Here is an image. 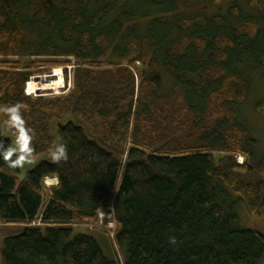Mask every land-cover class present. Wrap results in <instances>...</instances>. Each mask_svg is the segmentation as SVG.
<instances>
[{
  "label": "trees",
  "instance_id": "trees-1",
  "mask_svg": "<svg viewBox=\"0 0 264 264\" xmlns=\"http://www.w3.org/2000/svg\"><path fill=\"white\" fill-rule=\"evenodd\" d=\"M198 1L222 0H0V123L37 160L23 173L0 131V264H260L264 234L237 208H264V150L238 116L264 78V0L185 12ZM72 61L67 94H25ZM110 207L119 257L73 235Z\"/></svg>",
  "mask_w": 264,
  "mask_h": 264
},
{
  "label": "rangeland",
  "instance_id": "rangeland-1",
  "mask_svg": "<svg viewBox=\"0 0 264 264\" xmlns=\"http://www.w3.org/2000/svg\"><path fill=\"white\" fill-rule=\"evenodd\" d=\"M233 0H222L220 3H201L200 1L192 4L190 8L186 9V13H202V14H214L216 12H224L228 6V4L232 3ZM238 4L241 5L242 9L245 12H249L248 5L246 3V0H236ZM114 15V14H113ZM57 58H69L70 57H57ZM60 69L63 73V81L59 88L57 89H46L38 92L31 93L28 90V81L34 78L39 77V81H44L45 79H50L52 76V73L55 71V69ZM74 64L72 61V64L66 65V66H59V67H52L50 69H42V71L35 73L31 75L28 79V81L25 84L24 92L25 94H30L31 97H53V96H60L65 95L67 89L71 88L72 86V74L74 71ZM65 72L68 74L67 81L65 80ZM158 81H159V93H167L171 86V80L170 78L163 72L159 71L156 74ZM251 87L250 91L248 93L247 98L243 103L240 105V112L238 116L239 122L243 123L248 129H249V135L253 137L256 140V144L254 147L255 150V160H258L264 150V114L257 112L254 108V105L256 102L264 98V78L260 73H252L251 74ZM69 88V89H70ZM15 151L18 150V148H14ZM22 152V151H21ZM24 157V164L22 168L24 170L32 167L37 160L34 159H26L23 152L21 153ZM237 162L242 160L245 161V157L241 154H237L236 156ZM50 177L44 179V183L46 180H48ZM244 181L247 182H254L259 179V174L255 170L252 173H247L242 176ZM54 181V180H52ZM55 185V184H53ZM53 185H49L50 187ZM46 186V184H45ZM47 186V187H49ZM237 213L239 216V226L242 228H248V229H254L264 234V208L261 210V213L258 216H251L245 209L243 204H239L237 208ZM112 222V221H111ZM73 229V235L82 232L87 233L92 236H94L101 248L103 249V252L107 256H117L119 257V254L117 252V249L114 247V244H112V239L109 237L107 232L103 227H96L89 229L87 225L75 223ZM112 224V223H111ZM108 227H111L108 225ZM260 264H264V257L261 260Z\"/></svg>",
  "mask_w": 264,
  "mask_h": 264
},
{
  "label": "built area",
  "instance_id": "built-area-1",
  "mask_svg": "<svg viewBox=\"0 0 264 264\" xmlns=\"http://www.w3.org/2000/svg\"><path fill=\"white\" fill-rule=\"evenodd\" d=\"M70 88V86H69ZM67 89V91L69 90ZM67 93V92H66ZM65 93V94H66ZM239 163H243L244 161L240 160L238 161ZM54 180V181H52ZM57 183L56 178H49L48 180L45 181L46 186L53 185ZM113 217V209L112 207L110 208H99L95 219L92 221H79V224L87 225L90 229L96 228V227H103L109 237L113 240L114 239V223L112 221ZM112 221V222H111ZM40 220L34 221L33 224H40ZM112 223V224H111ZM111 226V227H108Z\"/></svg>",
  "mask_w": 264,
  "mask_h": 264
},
{
  "label": "water",
  "instance_id": "water-1",
  "mask_svg": "<svg viewBox=\"0 0 264 264\" xmlns=\"http://www.w3.org/2000/svg\"><path fill=\"white\" fill-rule=\"evenodd\" d=\"M37 78H39V77H37ZM0 131L2 132V134H3L5 137L9 138V139L12 141L11 153L20 156V157L23 159V164H24V157H23V155H21L22 152H21L19 149H18L17 151H15V149H14V148L17 147V139H16L15 137H13V136L7 134V133L3 130L1 123H0ZM23 154H24V153H23ZM24 155H25V154H24ZM25 158H26V159H29V157H28L27 155H25ZM23 164H22V166H23ZM27 170H28V169L24 170V169L22 168L23 173L26 172Z\"/></svg>",
  "mask_w": 264,
  "mask_h": 264
}]
</instances>
